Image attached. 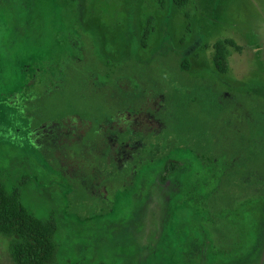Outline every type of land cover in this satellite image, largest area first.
Listing matches in <instances>:
<instances>
[{"label": "rangeland", "instance_id": "rangeland-1", "mask_svg": "<svg viewBox=\"0 0 264 264\" xmlns=\"http://www.w3.org/2000/svg\"><path fill=\"white\" fill-rule=\"evenodd\" d=\"M35 1L0 0V178L33 216L55 224L57 264H264V189L253 190L257 177L264 181V0H185L188 17L172 0L164 9L156 0H67L70 25L85 31L102 65L116 75L135 70L151 99L169 98L177 88L195 100L202 87L212 90L222 99L221 115L202 96L190 105L191 118L207 127L240 122L233 146L245 160L217 198L208 160H176L180 169L167 177L166 160H154L127 189H107L111 206L90 216L70 211L71 184L33 137L27 106L55 84L56 69L49 51L27 47ZM148 13L153 30L143 44ZM222 39L239 48H229L226 74L212 63L213 44ZM92 67L86 61L56 77L54 91L35 101L43 120L68 119L69 104L88 119L106 109L104 93L79 82ZM239 189L251 192L230 202ZM0 264H16L3 236Z\"/></svg>", "mask_w": 264, "mask_h": 264}, {"label": "trees", "instance_id": "trees-1", "mask_svg": "<svg viewBox=\"0 0 264 264\" xmlns=\"http://www.w3.org/2000/svg\"><path fill=\"white\" fill-rule=\"evenodd\" d=\"M172 1L181 9L185 17H188V14L183 8L185 0ZM156 2L160 9L165 8V0H156ZM56 4L57 6L55 7ZM70 11L72 12V9L67 0L35 1L31 11L32 17L29 26L33 37V46L31 45L30 47L26 45L32 50H46L52 54L54 59L53 64L56 68L54 69L55 71H53L55 73V86L53 85L52 87L46 88L44 91L42 90L43 92L34 97L36 99L33 100L34 102L32 105H30V103L27 106V111L29 113L30 122L35 125L33 131L36 132L38 138H40L39 150L43 153L46 160L50 162L51 166L64 172L67 181L71 184V195L69 197L68 208L70 211H73V213H82L86 216H90L98 213L99 208L104 211L109 209L112 204V199L107 195V189L110 188L109 186H111V184L121 187V183H123L124 176L127 174L128 169L124 167L119 171L113 162L107 164L103 162V160H101V165L98 164L97 161L88 162L86 160L88 166L82 163L81 160L86 159L85 153L83 149L79 147L81 146L80 144L77 146L76 143H72L71 140L75 139V136H72L74 132L68 131L75 125H81L83 128H86L88 124L94 127L116 124L117 121L120 120L119 112L124 109L135 112L140 103L146 98L149 90L147 85L136 76L135 70L130 69L129 71L131 74L125 73L116 75L112 68L102 65L103 63H101L100 59L97 57L94 47H92L87 40L85 31L78 25H70L74 20L70 17V14H72ZM65 21L67 24H64L62 27L63 32L61 33V37L63 38L59 46V27L61 23ZM153 21L154 17L149 13L143 20L144 25L141 33V42L143 44L152 33ZM229 48L239 50L230 39L217 40L213 44L212 63L219 74H226L228 72ZM86 61L93 63L94 67H92L91 70L88 71V74L82 78V81L79 82L94 90L102 91L106 98V109L101 110L92 119H88L84 114L79 112V110L72 109L71 104H69V110L71 112L69 113L68 119L67 117L64 119L58 117L53 121L43 120V111H41L35 101H37L39 97L48 95L54 91V88L58 85L56 80L57 76L65 75L70 67H79ZM182 66L184 65L182 64ZM50 68L51 65L47 63L45 65V70L49 71ZM181 86H185L186 88L185 84ZM199 86H205V84H199ZM180 88L182 89V87ZM213 93L214 92L209 88L205 89L202 87L201 93H196L197 96L195 95V100H193L190 98V95L186 96L185 93L180 92L176 88L173 95L169 96V98L177 101V108L172 120V124L178 127L176 129L184 132L193 130V127L204 125L202 122H197L195 119L191 118L190 109V105L196 104L198 100L199 103L202 101V96L205 97L211 109L216 111V115H221L220 111L223 110L221 105L222 99H218ZM165 99H168V97ZM186 108L187 110L185 111ZM239 123L240 122L230 118L225 119L220 126H222V131H224L223 140H228L229 142L227 144L223 143L220 151L217 152L215 149L211 151L213 156L232 158L234 160H208L207 162L209 168L213 171V173H211L213 175L216 174L217 184L213 189L216 198L221 192H224V182L233 180L238 173V168H242L245 162L238 150L236 151L233 146L234 134L239 131ZM230 124L235 127V133L226 135V127ZM210 125L216 126L213 123ZM44 130H53L56 136L54 135V138H49L45 135ZM100 131L99 134H105L103 130ZM64 132L68 133L66 137L69 140L66 143L59 144L58 140L62 141V137H65ZM96 132L97 130H95V134ZM212 135H214V133H212ZM87 139V136L82 138L83 141ZM95 139L104 140L101 136ZM180 167L181 163L178 161H165L162 165L163 177H167L170 173L178 171ZM257 178V184L253 187V190L262 191V189H264L263 178ZM243 186H245L244 181ZM128 187L129 185L127 184L125 188L127 189ZM197 187L199 188V186ZM239 190L241 191H237L236 196L230 195V202H233L237 197L242 196L246 192H251L250 190L246 192L243 191L244 189ZM103 192L104 195H102ZM242 192L244 193L242 194ZM227 205L228 203L222 205L220 210ZM0 236L9 239V252L16 264H57L60 245L56 237L55 224L49 219H41L33 216L28 208L21 202L18 190L8 188L1 178Z\"/></svg>", "mask_w": 264, "mask_h": 264}, {"label": "flooded vegetation", "instance_id": "flooded-vegetation-1", "mask_svg": "<svg viewBox=\"0 0 264 264\" xmlns=\"http://www.w3.org/2000/svg\"><path fill=\"white\" fill-rule=\"evenodd\" d=\"M150 96L149 91L135 112L127 109L121 110L119 112L120 120L116 124L99 125L98 127L88 124L86 128L75 125L68 131L74 132L72 136H75V139L71 141L76 143L77 146L81 145L79 147L83 149L85 160L88 162L97 161L100 165L102 164L101 160L107 164L113 162L119 171L127 167V174L124 176L121 187L111 184L108 189L116 192L126 189L127 184L131 186L143 167L147 164H153L154 160L173 162L176 160H234L211 154L213 149L218 152L223 143L227 144L229 142L223 140L224 131H222V126L207 127L206 125H200L193 127V130L182 132L172 124L177 101L171 98L165 99L162 94L156 99H151ZM226 128V135L235 133L233 125H227ZM95 130H97L96 134ZM100 130H103L105 134H99ZM44 133L49 138L56 136L53 130H44ZM64 133L65 137L61 136L62 141L58 140L59 144L66 143L69 140L66 137L68 133ZM33 135V137L38 138L36 132ZM85 136L88 139L83 141L82 138ZM99 136L103 137L104 140L95 139ZM38 140L40 141V138ZM175 152L188 154L191 158L177 157L174 155ZM202 171L204 176L207 171L206 167Z\"/></svg>", "mask_w": 264, "mask_h": 264}]
</instances>
